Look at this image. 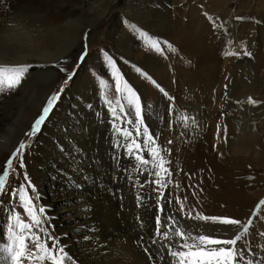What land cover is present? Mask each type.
<instances>
[{"label":"bare ground","instance_id":"6f19581e","mask_svg":"<svg viewBox=\"0 0 264 264\" xmlns=\"http://www.w3.org/2000/svg\"><path fill=\"white\" fill-rule=\"evenodd\" d=\"M236 2H241V0H197V4L194 1L190 13L184 17L186 21H182L183 27L195 35L201 29L200 23H207L204 22L205 20L203 21L202 14L204 12L217 16L221 7H228V9L235 7V9L240 10L241 6L238 7L239 3L236 4ZM152 3L151 0H98L96 4L92 0H89L88 3L83 2V0H22L21 4L28 5L26 9H16L14 3L9 6L0 4V65L7 66L23 63L34 65L19 88L15 91L8 90L0 93V158H5L8 154H12L16 145L21 141L25 127L39 114L48 96V91L55 85V75L59 70L58 67H52V65L62 61L65 57L71 56L80 45L85 43V41L81 40V34L87 33L88 35L92 31L88 30V27H97V24L103 20H107V23H111L113 27L115 24L117 25L118 18L122 15L143 25L150 32L159 34L158 31H161L162 26L165 27L167 25V17L172 12L162 5L157 9L153 7ZM159 3H162V0H159ZM159 3L157 2V4ZM244 3L242 9L245 12V10L252 8L255 0H246ZM115 6L117 8H114ZM119 11L122 12L118 13ZM201 11L202 13L200 14ZM87 12H91L93 15L88 17L85 15ZM112 13H116L114 19L110 18ZM235 14H238L236 10ZM244 17V23H231V27L227 29V34L222 33L218 40L217 36L207 35L208 37H206L208 31L202 32L201 38L196 36L187 37L182 32H178L176 35L160 34L173 41L176 45V52L180 51L179 57L174 55L173 62L168 66L163 64L164 61L147 55V53L143 54L140 51H134L133 46L138 38L133 33L129 34V28L123 29L122 27L123 32L118 41L122 45L113 48L115 52L147 68L155 75L156 81L160 86H170L174 81L173 89H176V91L172 94L175 96L174 100L171 101L172 114L169 115L168 113L169 102L162 103L164 111L163 114L158 116L159 119H156L159 121L158 124L157 122L153 124L155 121L153 122L152 119L154 117L152 118L153 115L151 114L159 107V104L157 105L152 101L153 97H155V92L151 89L147 96L146 92L142 90L141 95L142 104L152 105L147 110L150 115L147 113L145 115L147 125L150 130L158 135V147L171 150L170 154L163 151L161 154L166 156L175 168H179V156L181 157V155L184 156L185 154L191 156L192 153H188L189 147L198 141L201 148L200 156L204 152L207 153V158L205 157L206 155L200 157V162L203 163L205 169L208 168L209 170L210 168L212 170L216 164L218 167L220 166L219 162L222 159L223 149H225L224 142L229 140L231 129H234L227 124V121L231 118L227 115L231 106H236L240 110V115L236 116L238 119L244 118L246 116L245 113L252 115L256 111H260L262 113L260 118L264 119V101L253 106L247 103L249 96H243L239 92L238 95L240 97L235 98L232 92L234 87L242 84L241 76L248 67V61L246 62L247 59L243 52L245 49L250 50L253 47L252 37H249L247 33V30L251 28V24L246 16ZM83 20H86V23H83ZM196 40H199V42L195 43L197 42ZM236 53H239V55H236ZM223 55L229 57L232 61L231 65L222 63ZM189 57L193 58L192 66L194 68L187 62ZM85 60L87 61V59ZM100 60H97L98 64L103 62ZM39 65H44V67H39ZM120 65L122 66L121 75L124 78L135 79L139 87L143 85L139 76L134 74L131 69L126 70L127 68L123 64ZM88 72L89 70H85L82 73L83 76L88 77ZM170 72L176 73L172 79L169 77ZM92 73L94 72L92 71ZM98 74H96L95 88L85 98H77L70 91H66L61 97L57 105V107L62 106L60 122L53 128L48 119L41 133L35 138L34 144L37 147L33 151H35L36 156H31L32 159L30 160L33 162V168L30 171H34L33 179L40 187L38 189L42 197L40 201L44 206H47L48 215L54 217L51 222L56 225L55 234L69 233L68 237L62 238V242H67L68 250L73 253L79 250V261L81 264H114L108 260V255L114 251L120 252L119 256L123 262L121 264H145L146 254L138 246L137 241L141 235L147 239L154 229L156 208L153 205L155 200L145 199L144 206L138 207L136 213H133L135 215L132 216L134 219L136 217L137 220V216H140L144 223V226L141 227L140 222L136 221L135 238L123 241L119 239L118 242H114L122 231L120 222L126 220L125 218H128L129 214L122 209L114 207V200L111 199L110 191L115 187L114 184L116 185L114 182H117L125 175L110 160L112 138L109 122L110 113L101 110L96 99L99 88L97 83L98 79L101 78ZM160 75H163V78ZM31 79H34L36 83L33 87L27 85ZM38 79L41 82L38 81L37 84L36 80ZM251 79V83L253 82L255 85L256 81L253 78ZM225 85H228L227 89ZM82 87L80 86V88ZM29 88H32L31 93L23 97L22 93ZM225 93H227V96H225ZM19 101L26 103V107L15 110L14 107L19 105ZM84 101H87V103H84ZM89 105L92 106L91 109ZM215 110L219 111L221 116L218 119H213L212 117ZM55 111L54 109L53 113ZM12 112V118L7 120L5 115ZM186 116L195 118L196 125H192L191 120H189L187 121V127H185L184 117ZM169 122H171V128H169ZM225 127L227 129L226 139L224 135ZM235 129L236 133L240 132L239 126H236ZM49 131L51 138L47 139H51L49 140L50 143L46 139V134ZM181 133H184V135H181ZM255 133H257L256 127L252 128L253 136ZM253 136L251 138L255 139L256 136ZM170 139L172 143L168 145L167 141ZM56 141L59 148L63 146V152L57 147ZM256 141L258 143L259 140L257 139ZM74 147L82 149L87 158L84 164H81V167L85 169V174L93 178L87 182L81 179V174L76 169V165L80 161L73 152ZM217 157H219V160L216 159ZM260 159L251 169L264 168V159L262 157ZM58 160L61 164L54 165L55 167L53 168L51 163H56ZM182 161L180 160V162ZM122 163L127 164L128 161L122 160ZM149 169L152 170L151 168ZM58 170H63L69 174L70 178H75L82 183L84 185L83 192L78 193L76 196H69L64 190V185H62V182H66L65 178L59 175ZM257 175L260 174L255 172V176ZM140 179L143 180V177H140ZM216 181L217 179H214V182ZM152 187L153 185H146L143 190L139 189L137 192L141 193L142 191L145 197L149 195L155 196L156 193L151 192ZM47 189H50V192ZM160 190L164 191V188ZM164 194L166 197L171 196V207L174 210L180 207V203L177 202V197H179V201L185 205V212L194 206L195 210L202 212L204 215L228 216L229 218L246 222L249 216H252L257 199L264 196V191L256 199L251 200L245 196L241 188L238 191H233L226 188L207 187L204 194L208 203L204 206H200L193 194L184 190V188H179L177 192L173 190L171 193H169V190L167 193L166 189ZM185 196L188 197L187 201L184 200ZM66 199H80L81 204L66 207L64 203ZM133 201L135 202V200ZM85 202L89 211L80 212L79 208ZM248 211H250V215ZM67 213H77L76 220L95 229V231L88 232L87 229H84L82 233L78 234L74 231L75 225L69 223L72 217L67 215ZM174 214L182 225L195 222V220H189L184 213L179 211H175ZM129 222L131 221L129 220ZM134 222L131 223L133 224ZM162 223H165L163 217ZM167 223L170 224L171 222ZM238 230L232 226H227L225 229L229 236L232 237L235 236ZM254 230L261 232L263 228L259 225L251 227L249 233L245 234L242 241L247 240ZM161 231H169V229L163 227ZM83 234L93 237L90 244L81 238ZM105 236L113 239L112 242L106 243L105 241L104 243L102 239L104 240ZM177 238L173 232L169 231V240H164L161 237L158 238V242L167 244ZM153 247L156 246L154 245ZM166 251L165 249V253ZM0 264H3L2 256H0ZM147 264H152V262L147 261ZM157 264H161V262L158 261Z\"/></svg>","mask_w":264,"mask_h":264},{"label":"snow or ice","instance_id":"6c2138e0","mask_svg":"<svg viewBox=\"0 0 264 264\" xmlns=\"http://www.w3.org/2000/svg\"><path fill=\"white\" fill-rule=\"evenodd\" d=\"M2 2V0H0ZM202 7V6H201ZM203 15L213 25V30L224 29L227 34V21H222L219 17H213L207 12ZM237 20H243V17H236ZM129 30L142 42H146V46L150 49H155L157 53H164L162 44H166L169 49L173 46L167 41H162L152 37L149 33L141 30L138 25L131 21L124 20ZM84 45L81 51L76 54L75 57H65L62 61L58 62L52 67H58L59 72L64 73L66 78H61V84L67 85L74 79L76 70L80 67L87 55V33L84 34ZM239 55V53H236ZM243 55L252 57V53L248 50H244ZM105 64L110 66L113 71L110 76L116 80V91L120 92L119 83L124 77L120 74V69L117 67L115 59L107 52L104 53ZM72 63L71 69L65 67V64ZM34 67L33 64L23 63L18 65H0V93L11 90L15 91L20 87L21 83L29 74L30 69ZM44 67V65H39ZM140 72V69H136ZM147 79H151L147 73H142ZM153 84L156 82L153 80ZM106 90L108 87L107 79L102 78L98 82ZM156 87L160 89L163 95L169 100V115L172 114L171 101L174 97H171L163 88L158 84ZM228 85H225L227 89ZM65 92V88L61 86L59 91H53L46 97L40 114L33 121L25 135L30 139H34L41 133L43 126L49 119L50 115L57 107L60 99ZM123 92L126 99L127 108L121 106L119 111L107 100L105 96L104 102L108 105L110 112V131L112 132V138L110 143V160L116 164L118 170L125 175V179L128 180L131 187H136L139 183L141 190L146 185H153L151 188L152 193H156L155 196L149 195L145 197L143 192L136 196L137 207L144 206L145 199L155 200L153 205L156 208L154 213V229L152 233L146 239L141 235L137 241L138 246L146 254V262L151 261L152 264H264V255L254 251L252 245L245 241L246 247L238 248L237 244L240 242L245 234L249 233V230L253 224V218L258 214L261 207H264V200H260L253 210L252 217L247 222H243L240 219L228 218L222 216H208L202 212L195 210V207H190L185 212V205L180 203L179 209H173L171 207V196H165L164 192L160 189L167 188L172 183V172L166 164L168 163L166 156L162 155V151L170 154V149L155 146L158 141V135L150 131L149 126L145 123V115L147 110L152 107L150 104H142L141 97L137 92L127 83H124ZM227 96V93H225ZM247 103L250 105H257L260 102L248 97ZM91 105L89 108L91 109ZM187 127V121L191 120L192 125H196L195 118L184 117ZM122 121L123 124L118 123ZM127 125H131L132 129L129 130ZM171 122H169V128H171ZM135 133V136H133ZM219 133V127H218ZM184 135V133H181ZM225 139L227 137V129H224ZM168 144L172 143V140L167 141ZM31 147L30 143L20 141L18 146L12 152L11 156L3 163L0 164V195L8 194L9 189L6 186V182L9 177L10 170H13V161L17 160L19 167L24 168L23 156L26 150ZM148 150V154L151 157L152 170L148 168L150 160L144 157V150ZM60 150L63 152V146H60ZM121 150H123L121 152ZM73 152L76 157L79 158L80 163L76 165L77 171L81 174V179L87 182L93 179L90 175L85 174V169L81 167L87 159L82 149L74 147ZM122 160L128 161L127 164L122 163ZM59 175L65 178L64 190L69 196H76L78 193H82L84 185L77 181L75 178H70L69 174L63 170H58ZM146 173V174H145ZM163 173V175L161 174ZM143 177V180L140 179ZM24 180L28 182L27 187L31 188L34 195H29L27 188L23 184L16 186L11 190L12 200L5 204L0 200V207L4 209V220L7 223V233L10 243L7 247H0V252L6 253V261H10V264H81L79 261V250L75 253L68 250L67 242H62L63 237H68L69 233L63 232L57 235H53L56 229V225L51 223L54 217L48 215L47 206L40 204L41 194L37 191L35 185L31 182V179L27 172L24 174ZM95 182V181H93ZM71 186V187H69ZM195 194V193H193ZM188 197L185 196L184 200L187 201ZM65 206L79 205L80 199H66ZM23 209V214L28 218L29 222H25L22 218V214L17 211V208ZM80 212H88L89 208L86 202L79 208ZM175 211L184 213L189 220L213 222L224 226H232L239 229L234 237L229 236L225 231L223 235L219 232L214 234H206L202 228L195 226L186 227L177 220ZM72 219L70 224H74V231L78 234L82 233L84 229L88 232H94L95 229L90 228L88 225L79 223L76 220L77 213H67ZM162 217L165 223H162ZM137 220L140 222V226L143 227V219L137 216ZM167 222H171L170 224ZM163 227H167L169 231L174 233L178 239L171 240L167 244L159 243L158 238L163 237L164 240H169V231H161ZM264 236V233H260ZM81 238L84 241L91 243L93 237L83 234ZM51 242V247H49ZM156 247H153V246ZM165 249L167 250L165 253ZM261 252H264V247H261ZM167 256V259H166Z\"/></svg>","mask_w":264,"mask_h":264},{"label":"rangeland","instance_id":"374dc122","mask_svg":"<svg viewBox=\"0 0 264 264\" xmlns=\"http://www.w3.org/2000/svg\"><path fill=\"white\" fill-rule=\"evenodd\" d=\"M88 1L89 0H83V2H85V3H88ZM96 1L98 3V0H92V2H95V4H96ZM151 1L153 2L152 3L153 7L159 9L160 5H162L164 7L166 6L165 8L172 12L171 15H169L167 17V20H168L167 25H165V27L162 26L161 31H158L159 34L150 32L143 25L136 23L135 21H133L132 19H130L129 17L124 16V15H122L118 18L117 25L115 24L113 27H112L111 23H110L111 25L109 23H107V20L106 21L103 20V21L99 22L97 24V27L89 26L88 30H92V31L90 33H88V35H87V41H86V43H87V55L85 58V59H87V61L86 60L83 61V63L80 65V67L76 70V75L74 76V79L72 81H70L67 85L61 84V78H66V76L64 73H61L58 70L56 75H55V81H54L55 85L48 91L47 95L51 94L53 91H59V88L61 86H63L65 88L64 93H66V91H70L72 94H75V96L77 98H85V96L88 95L89 93H91V91L95 88L96 74L99 73L98 75H100L101 78L98 79V82L102 78L107 79V81H108V87L106 90L103 88V86H101L99 83H97L99 88L97 90L98 91V97H96V99L100 105L101 110H105L107 113H110L108 105L104 102L105 96L107 97V100L110 102L111 106L115 107L116 109L118 108V111H119L121 106H124L125 108H127L126 99H125L124 92H123L124 83L127 82L137 92V94L141 97V102H142V95H141L142 90L144 92H146L147 96H148V93L150 92L151 89L155 92V97H153L152 101H154V103L157 105L159 104V107L156 108V111H154V113L151 112V114L153 115L152 118L154 117L153 119L152 118L151 119L153 120V122L155 121L154 123L152 122L153 124H156V122L158 124L159 123V121H157L159 119L158 116L163 114V111H164L162 108V103H168L169 100L163 95V93L160 91V89L156 87V84H158V82L156 81L157 78L147 68L139 65L138 63H136L132 60H129V58L115 52V50L113 49L119 45H122V44H120V42H118L120 40L121 34L123 32L122 27H123V29L124 28L128 29V26L126 25L124 20L126 19L127 21H131V22L135 23L136 25L139 26V28L141 30L149 33L154 38H157L159 40L163 39L162 41L168 40L167 41L168 43L172 42L171 45L173 47L171 49H169L166 44L161 45V47L164 49L163 54L157 53L155 49L148 48L146 46V42H142L141 39H138L137 42H135V44L133 46L134 51H140L143 54L147 53V55H151L154 58H157L161 61H164L163 64L165 66H168L169 64L171 65V62H173V56L177 55V57H179L178 55H180L179 54L180 51L176 52V50H177L176 45L173 43V41H170L169 39H167L161 35H169V34L176 35L178 32H182V33H184V35L186 34L187 37L196 36L198 38H201L202 32L208 31V33L206 34V37L217 36V40H218V38H220L222 33H225V31L223 29H216L217 31L216 30L214 31L213 25L211 23L209 24V20L203 14H202V16L204 18L203 21L205 20L204 22H207V23H205V24L200 23L201 29L199 30V32L197 31V33H195V35L191 34L192 32H190L188 29L183 27L184 24L182 21H186V18H184V17L187 16L188 13H190L194 1L197 4V0H162L163 4L159 3V0H151ZM244 1H246V0H241V2H238L239 4L236 2V4H238V7L241 6L240 10L235 9V7H231V9L230 8L228 9V7H221L220 8L221 11L219 10L220 14L218 13L217 16H214V15H211V16L219 17V19H221L222 21H227V25H228V26L226 25L227 29L229 27H231V25H232L231 23H238V24H239V22L241 24L244 23V21H245L244 16H246V18L250 22L251 28L247 30V33L249 34V37H252L253 47L248 51H250L252 53V57H248V56L244 55L245 58L247 59L246 62L248 61V67L246 68L247 70L241 76L242 84L234 87L232 89V92H233V96L235 95V98H239L240 96L238 95V93L241 92L243 94V96H245V95H247L249 97L251 96L253 99H255L259 102H262V101H264V0H255V3L252 4V8L245 10V12H244V9H242V7L245 4ZM157 2L159 4H157ZM12 3L15 4L14 7L16 9L28 8V5L21 4L22 0H2V2H0V4H2V5L5 4L8 6L11 5ZM95 4H94V6H95ZM21 5H23V6H21ZM114 8H117V7L115 6ZM235 10L238 14L234 15ZM121 12L122 11H119L118 13H121ZM201 13H202V11L200 12V14ZM85 15L88 17H91L93 15V13L87 12ZM111 15H110V18L114 19L116 17V13H114V14L112 13ZM236 16L237 17H243L244 19L243 20H237ZM178 20H180V21H178ZM83 23H86V20H83ZM256 26H258V27H256ZM209 29H211V30H209ZM259 29H261V30L259 31ZM131 33L132 32L129 30L130 35H131ZM258 33H259V35H258ZM214 34H216V35H214ZM83 37H84V34H81V40L84 41ZM196 41L197 42H195V43L199 42V40H196ZM83 45H84V43L82 45H80L78 47V49L75 51V53L72 54L71 56H69V58L75 57L76 54L81 51V48ZM105 52L109 53L115 59L117 67L120 69V74H122L121 73L122 66L120 64H123V66H125L127 68L126 70L131 69V71H133L134 74L139 76V79H141V82L143 83V85L141 86L142 89H141V87H139L137 85V83L135 82V79L130 80V79L124 78L119 83V87H120L121 91L117 92L116 91V80L110 76V73L113 71V69H111L110 66L105 64V57H104ZM98 59H101L100 61H103V62H99V64H98V62H97ZM187 59H188V61L187 60L186 61L191 64L192 68H194L192 66L193 58L189 57ZM120 61H122V63H120ZM222 63L227 64V65H231L232 61L229 59V57L223 55L222 56ZM64 66L71 69V67L73 65L71 62H69L68 64H65ZM137 68L140 69V72H137V70H136ZM80 69H81V71H80ZM85 70H89L88 77L83 76V74H82L85 72ZM92 71L94 73H92ZM142 73H147V74L149 73L148 76H150L151 79H147L144 75H142ZM175 74L176 73H174V72H170V74H169V77H171L170 79H172L175 76ZM160 77L163 78V75H160ZM251 78H253L256 81L255 85L253 82L251 83V80H252ZM93 80H94V82H93ZM153 80L156 82V84H153V82H152ZM38 81H39V79L36 80L37 84H38ZM39 82H41V81H39ZM27 85L28 86L31 85L33 87L34 85H36L35 80L31 79ZM158 85L160 86V84H158ZM80 86H83V87L80 88ZM173 86H174V81L172 82V84L170 86H167V85L162 86L161 85L160 87L163 88L171 96L176 91V89H173ZM31 90H32V88L25 90L22 93L23 97H26L29 93H31ZM64 93H63V95H64ZM171 97L175 98L174 95H172ZM84 103H87V101H84ZM23 107H26V103L19 101V105L18 106L16 105L14 107V109L19 110L20 108L22 109ZM61 109H62V106L55 108V110H56L55 113L52 112V114L49 117V123L51 124V126L53 128L55 126H57L58 123L60 122L59 119L62 116V115H60ZM40 111H39V114H40ZM62 112H63V110H62ZM240 113H241L240 110H238V108L236 106H231L230 111L227 114L231 117L227 121V124H229L230 128H234L233 129L234 131L231 129V137L229 138L228 141L226 140L227 142H224L225 149H223L222 159H220V162H219L220 166L218 167V165L216 164L215 166H213L212 170L210 168H209V170H208V168L205 169V166L203 165V163L200 162V157L206 155L205 157L207 158V153L204 152V154L202 156H200L201 148H200L199 141L194 142L193 144H191V146L189 147V150H188L189 154L192 153L191 156L188 154H185L184 156L186 157V159L182 155H181V157L179 156V160H178L179 168H175L174 166H172L171 161L168 160L166 157V159L168 161V163L166 164V167H168L170 169V171L172 172V183H170L167 188H164L163 192H165L166 189H167V193H168V190H169V193H171V191H173V190L177 192V190L179 188H182V189L184 188V190H187L191 194L195 193V194H193V196L196 199V202L198 200L199 205L204 206L206 203H208L206 195L204 194V191L206 190L207 187H209V188L210 187L211 188H226V189H231L233 191H238V189L241 188L243 190V193L245 194V196L251 200L256 199L259 196V194L264 191V168L257 169V170L254 169L255 171L253 170V168L251 169V167H253V165L256 162H258V160H261L260 159L261 157L264 159V119L262 120L260 118L262 116V113L260 111H256L252 115H248L247 113H245L246 116L244 118L238 119V117H236V116L240 115ZM147 114L150 115L149 113H147ZM38 115H37V117H38ZM12 116H13V112L10 114L7 113L5 115V118L7 120H10L12 118ZM37 117H35V119ZM212 117H213V119L220 118L221 116L219 114V111L215 110V112H213V114H212ZM257 118H258V120H257ZM35 119H32L29 122V124L25 127V129L22 133V137H21L22 141H24L25 143L31 144V147L25 151L24 156H23L25 167L20 168L18 161L17 160L13 161V170H10L9 177H8L7 182H6V186L9 189L8 194L0 195V200H2L5 204H8L12 200L11 190L13 188H15L16 186L21 185V184H23L25 186V188H27L28 194L30 196L34 195V193H32V191H31V188L27 187L28 182L24 180L25 172H27V174L29 175L31 182L35 185L37 191L40 188L39 185L33 179L34 175H35L34 171L33 170L30 171L33 168V162H32V160H30V159H32L31 156L32 157L36 156L35 151H33V150H36L35 148L37 147L36 144H34L35 138L39 134L34 139H30L27 135H25V133L28 130H30V126ZM145 121H146V118H145ZM232 121H234V123H232ZM235 121H237L236 125H235ZM118 123L123 124L122 121H118ZM145 123L147 124V121ZM234 125H235V127L239 126L240 132L236 133L237 131H236ZM127 127L129 128V130L132 129L131 125H127ZM254 127L257 128V133H255V135H254V136H256L255 139L254 138L252 139L251 138L253 136L252 128H254ZM150 131L153 132L152 130H150ZM49 134H51L50 131L46 134L47 135L46 139L51 138V136ZM133 136H135V133H133ZM256 138L259 140L258 143L256 141L257 140ZM47 140H48L47 142L50 143L49 140H51V139H47ZM56 143H57V147L59 148L57 141H56ZM17 146H18V144L16 145V147ZM155 146H158V145L156 144ZM59 150H60V148H59ZM122 151L123 150H121V152ZM143 154H144L145 158L150 160V164L148 165V168L152 169L153 161H151V158H149L150 156L148 154V150L145 149ZM10 156H11V154H8L5 158H0V164H3ZM183 157L185 160L183 159ZM216 159L219 160V157H217ZM180 160L181 161L183 160L182 162L184 164L182 162H180ZM51 164H53V168H54L58 164L60 165L61 162L58 160V161H56V163H51ZM37 167H40V166H37ZM255 172L259 173L260 175L255 176ZM121 178L117 182H114V183H116L117 186L114 184L115 187H113V189H111V191H110L111 192L110 194L113 196V197L111 196V199L114 200L113 201L114 207H116L117 209L124 210V212L128 213L129 216H131V217L128 216V218H125L126 220L128 219L127 221L124 220V221L120 222L122 224L120 226V229L122 231L120 230L121 233L116 238V241H114V242H118L119 239H120V241L133 239L136 236V231H135L136 225L135 224H136L137 220H136V217L134 219V217H132V216L134 215L133 213H136V211L138 210V207L136 205L137 202H136L135 198L138 194H140V192H137V191H139V189L141 190V188H140L139 183L136 185V187H131L128 180L125 179V176H123ZM214 179H217V181L214 182ZM65 183L66 182H62V185H64ZM48 188H49V185H48ZM47 190H48V192H50L49 191L50 189H47ZM115 192H116V194H115ZM122 200H123V202L125 200V202H124L125 204L122 202ZM133 200H135L136 203ZM260 200H264V196L260 197V199L258 198L255 205H257ZM115 201H116V203H115ZM117 203H119V204H117ZM133 203H134V205H133ZM40 204L43 205L41 201H40ZM121 204H122V206H121ZM134 207H136V208H134ZM134 209H135V211H134ZM254 209L255 208H253V210ZM17 211L22 214V218L24 219L25 222H29L27 216L25 214H23L22 208L18 207ZM248 213H249V215L251 214L250 211H248ZM252 213H253V211H252ZM258 213L259 214H257L253 218V224L251 227L253 228L256 225H259L263 228V231L260 232V231L254 230L253 233L249 235V238L245 241L249 242L252 245L254 251H257L261 255H264V252H261V247H264V236L260 235V233H264V207H261V209L259 210ZM222 217H228V216H222ZM250 217H252V216H249V218ZM129 220L131 222H134V221L135 222L132 224L131 222H129ZM184 226H186V227L195 226L198 228H202L206 234H214L216 232H219L220 234H222L225 231V229L227 228V226L220 225L218 223L203 222V221H195V222L185 223ZM53 235H56L55 231L53 232ZM112 240L113 239H110L109 237H106V236L104 237V240L102 239V241L104 243H105V241H106V243H111ZM245 241L241 240L240 242H238L237 247L238 248L246 247ZM9 243H10V241L8 239L7 223H5V220H4V209L2 207H0V247H7V245ZM49 247H51V242H49ZM0 254H1L0 256H2V258H3V264H10V261H6V259H5L7 254L3 253V252H0ZM119 254H120V252L114 251L112 254L108 255L109 262L114 263V264L123 263ZM112 255H113V257H112ZM112 258L116 261H114ZM25 264H27V262H25ZM45 264H48V262L46 261Z\"/></svg>","mask_w":264,"mask_h":264}]
</instances>
